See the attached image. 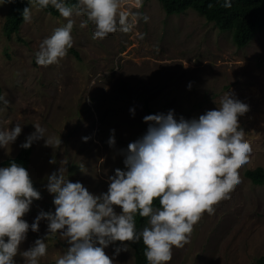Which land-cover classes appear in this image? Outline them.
Returning <instances> with one entry per match:
<instances>
[{"label": "rangeland", "instance_id": "rangeland-1", "mask_svg": "<svg viewBox=\"0 0 264 264\" xmlns=\"http://www.w3.org/2000/svg\"><path fill=\"white\" fill-rule=\"evenodd\" d=\"M163 1L121 0L132 29L103 39H93L94 25L86 16L73 15L67 55L40 66L35 53L41 42L67 20L33 7L31 22L24 21L18 34L7 37L10 6L0 0V85L10 101L7 106L0 102V129L23 127L13 144L0 148V168L8 167L3 162L19 153L36 124L46 130L45 138L61 139L59 146H46L44 140L31 146L28 172L42 197L23 217L31 224L40 211L55 212L54 194L46 188L50 174L62 167L71 182H81L94 195L106 193L115 170H127L122 150L147 132L144 116L174 110L177 120L198 119L218 109L229 92L249 105L239 123L252 153L238 170L241 182L230 198L214 205V214L202 215L188 243L173 247L168 264H253L264 256V184H254L246 171L264 168V30L238 48L231 31L220 30L192 9L167 15ZM143 14L150 18L147 23ZM113 129L116 143L110 146ZM114 210L122 213L119 206ZM47 230L46 220L39 232L29 230L15 264H24L23 251ZM45 242L47 252L38 264H56L70 246L59 233ZM125 246L127 251L116 253ZM105 252L114 264H134L132 242H114Z\"/></svg>", "mask_w": 264, "mask_h": 264}, {"label": "clouds", "instance_id": "clouds-1", "mask_svg": "<svg viewBox=\"0 0 264 264\" xmlns=\"http://www.w3.org/2000/svg\"><path fill=\"white\" fill-rule=\"evenodd\" d=\"M29 3L30 7L22 11L25 22H31L33 7L49 6L67 20L41 42L35 53L40 66L57 63L67 55L73 45V15H84L94 25L93 39L106 38L118 30L128 33L133 26L128 13L121 10V0H76L72 5L65 0ZM223 7L231 8L232 0H224ZM142 19L147 23L150 18L143 14ZM84 26L86 22L81 23ZM0 102L10 104L4 96H0ZM130 111L135 114V109ZM248 111L249 105L227 92L218 109L198 119L181 116L177 120L174 110L144 116V122L149 124L147 132L122 150L127 170H115L106 193H90L81 182L68 180L61 167L47 177L46 188L54 194L55 212L42 210L31 224L23 217L33 201L42 198L41 193L23 166L12 162L0 168V264H15L14 258L29 230L39 232L43 220L48 221L47 233L23 251L24 264H38L47 252L45 241L57 233L70 246L56 264H114L105 248L117 241L139 242L141 238L149 264H168L173 247L183 248L202 215L214 214V205L230 198L241 182L238 170L248 163L253 150L239 123V117ZM34 126L35 131L20 147L28 149L39 140H44L46 146L61 145V139L45 138L46 130L39 124ZM22 130L19 123L0 129V148L13 144ZM108 143H116L114 129ZM157 200L159 207L155 206ZM114 206H119L122 213L117 214ZM137 214L147 218L139 231ZM121 250L128 248L118 247L116 253Z\"/></svg>", "mask_w": 264, "mask_h": 264}, {"label": "trees", "instance_id": "trees-1", "mask_svg": "<svg viewBox=\"0 0 264 264\" xmlns=\"http://www.w3.org/2000/svg\"><path fill=\"white\" fill-rule=\"evenodd\" d=\"M9 4L4 33L7 37L18 34L24 20L22 11L25 7H30L29 0H4ZM69 5L75 4L76 0H65ZM224 0H164L163 6L167 15H178L189 9L202 15L208 22L214 23L220 30H229L233 34L234 43L238 48L246 47L254 37L264 30V0H232L231 8L223 7ZM212 4V7H209ZM54 15L59 12L49 6L43 9ZM0 96L2 88L0 86ZM32 148H22L19 153L3 162L10 166L12 162L23 166L28 171L29 160ZM246 175L254 184H264V168L257 167L254 170H247ZM155 206L159 207V201H155ZM137 230H141L147 224V218L135 217ZM134 249V264H149L144 251L146 246L143 240L132 242ZM253 264H264V256H261Z\"/></svg>", "mask_w": 264, "mask_h": 264}]
</instances>
